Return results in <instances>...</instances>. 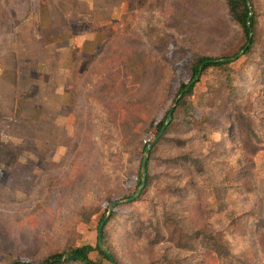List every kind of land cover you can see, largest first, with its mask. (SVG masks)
I'll return each mask as SVG.
<instances>
[{
	"label": "rangeland",
	"instance_id": "obj_1",
	"mask_svg": "<svg viewBox=\"0 0 264 264\" xmlns=\"http://www.w3.org/2000/svg\"><path fill=\"white\" fill-rule=\"evenodd\" d=\"M251 1L257 36L235 57L246 38L228 0H0V37L34 61L20 98L0 100V264L96 246L172 108L106 248L120 264H264V0ZM202 56L232 62L178 105Z\"/></svg>",
	"mask_w": 264,
	"mask_h": 264
},
{
	"label": "trees",
	"instance_id": "obj_2",
	"mask_svg": "<svg viewBox=\"0 0 264 264\" xmlns=\"http://www.w3.org/2000/svg\"><path fill=\"white\" fill-rule=\"evenodd\" d=\"M228 7H229V10H230V13L233 19L242 28L243 34L246 38L245 44L242 47L241 51H243L244 55H247L248 53H251L253 44L255 43V39L257 36L256 14L254 13V10H253L254 9L253 3L251 0H228ZM249 42L251 43L249 44ZM241 51L237 52L235 54V57H238L240 54H242ZM229 59L230 60L226 61L225 58L223 59V58L210 57V56L199 57L193 65L192 77L190 81L187 83H182L179 87L178 96H177L178 99H176L177 104L179 105L181 103H185L186 99L184 97L191 96L195 92V88L197 84L200 82L203 75L209 68H219V67L225 68L232 62L231 61L232 59L231 58ZM167 118H168V115H166L165 119L160 123L158 127L159 132L164 127L167 121ZM172 124H173V117H172L171 122L168 124V126ZM149 166H150V158L148 160V166H147L148 168L147 184L144 190L147 188V185L149 184V179H150L149 178ZM138 185L139 186L141 185V176L139 178ZM262 214L259 215V218H258V225L260 227H262L264 224V213ZM105 217L106 216L103 215L101 219V223L105 220ZM261 233L264 234V230H262ZM102 237L104 240V237H105L104 227L102 229ZM260 240L264 244V235H261ZM94 251H98L102 256L107 258L113 264L115 263L120 264L119 261L115 258V256L111 253V251H109V249H106V250L101 249L99 242L97 243L96 246L87 244V245H82V246H77V247H71L67 251L55 252L47 256L45 259L38 261V262L14 261L8 264H102L101 262L95 261L91 258V253ZM66 255H68V257Z\"/></svg>",
	"mask_w": 264,
	"mask_h": 264
},
{
	"label": "crops",
	"instance_id": "obj_3",
	"mask_svg": "<svg viewBox=\"0 0 264 264\" xmlns=\"http://www.w3.org/2000/svg\"><path fill=\"white\" fill-rule=\"evenodd\" d=\"M28 50H30V47ZM32 62L34 61L30 58L21 60L18 42L14 43V39L6 40L5 37H0V100L12 99L15 102L20 98L18 93L15 94L16 90H18V88L16 89V83L20 81L21 72L24 70L23 68L28 69V74H30V67L32 66L30 63ZM17 63L18 65L22 64L23 67L17 68ZM9 89L11 92H9ZM3 93H8L11 96L8 98ZM41 100L44 103L38 104L37 106L46 107L48 100Z\"/></svg>",
	"mask_w": 264,
	"mask_h": 264
},
{
	"label": "water",
	"instance_id": "obj_4",
	"mask_svg": "<svg viewBox=\"0 0 264 264\" xmlns=\"http://www.w3.org/2000/svg\"><path fill=\"white\" fill-rule=\"evenodd\" d=\"M250 43L251 42H249V44ZM241 53H243V51H241ZM225 60L228 61L230 59L226 58ZM173 113H174V108H172V110L168 114L167 121H166L164 127L162 128V130L158 133L156 138L153 141L149 142L146 145V147H145V152H144V155H143V158H142V163H141V185L139 186L138 191L132 197H129L127 199L117 200V201L113 202L110 205L109 215L112 213V211L114 210L115 207H117L118 205H120L122 203L133 201L134 199L138 198L141 195V193L144 191V188H145L146 183H147V178H148V168H147V166H148V160H149L150 155H151V151L154 148V146L160 141L161 137L163 136L168 124L172 120ZM108 216L105 217V220L101 223L100 228H99L98 242H99V245H100L101 249H103V250H106L107 248H106V246H105V244H104V242L102 240V229H103V226L105 225V223H106V221L108 219ZM66 256L68 257V255H66Z\"/></svg>",
	"mask_w": 264,
	"mask_h": 264
}]
</instances>
